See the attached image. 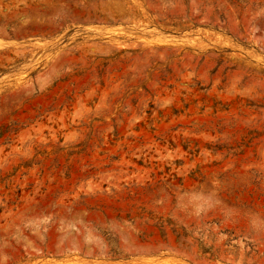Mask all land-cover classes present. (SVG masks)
Returning a JSON list of instances; mask_svg holds the SVG:
<instances>
[{"label":"rangeland","instance_id":"1","mask_svg":"<svg viewBox=\"0 0 264 264\" xmlns=\"http://www.w3.org/2000/svg\"><path fill=\"white\" fill-rule=\"evenodd\" d=\"M0 264H264V0H0Z\"/></svg>","mask_w":264,"mask_h":264}]
</instances>
